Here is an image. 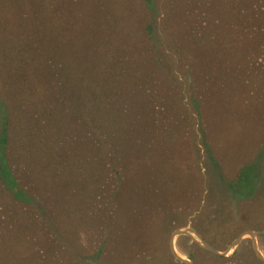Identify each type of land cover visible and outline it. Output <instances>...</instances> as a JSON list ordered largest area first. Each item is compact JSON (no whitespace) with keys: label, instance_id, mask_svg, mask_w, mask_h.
Masks as SVG:
<instances>
[{"label":"rangeland","instance_id":"rangeland-1","mask_svg":"<svg viewBox=\"0 0 264 264\" xmlns=\"http://www.w3.org/2000/svg\"><path fill=\"white\" fill-rule=\"evenodd\" d=\"M101 1L65 0L63 8L54 7L51 44L66 45L64 57L54 49L59 53L56 59L64 61L57 68L65 64L63 73L70 72L64 85L54 67L45 70L39 65L44 51L32 50L27 56L16 47L0 51L4 56L0 62L11 63L5 69H11L12 76L15 70L22 73L20 65L32 78L30 85L38 84L39 73L51 78L41 97L37 87L31 95H20L19 101L29 105L14 115L18 124L11 123L16 159L11 167L34 207L15 200L0 184V228L7 226L0 229V264H182L169 252L171 233L189 227L212 246L221 229L205 239L192 222L199 216V224L224 225L231 213L238 218L258 213L251 218L254 228L249 226L238 236L253 231L264 256V229H256L264 210V174L249 200H235L226 190L231 182L237 183L242 167L250 164L253 172L264 159V0H191L192 4L185 2L186 15L175 0H159L161 16L155 27L160 35L165 31L160 26L162 13L169 10L174 19L167 15L165 26L188 30L186 35L193 29L194 39L177 62L162 59V48L156 57L141 52L132 64V55L126 53L134 51L132 45L121 46L116 51L117 71L124 73L123 63L128 69L146 64L142 70L150 83L130 78L124 86L129 91L116 96L114 115H108L106 124L101 88L108 75L101 72L102 60L91 53L90 42L124 31L101 28L100 20L92 16L97 6L101 18L97 5ZM120 3L137 24L144 22L139 0H113L118 20L123 19ZM213 3L220 7L215 13L207 8ZM10 20L13 17L6 14L0 18L1 23ZM210 20L217 28L209 27ZM206 28L212 35L204 39ZM25 29H6L4 37L12 38L14 45L19 38L27 43L20 37ZM181 38L184 42L186 37ZM119 40L130 41L127 35ZM198 46L201 52L195 51ZM122 52L126 56H119ZM201 53L211 57L206 61L209 76H203L207 67ZM156 59L168 62L167 67H155ZM148 111L152 128L146 121ZM114 116L115 124L110 121ZM202 134L215 164L207 159ZM104 138L108 147L115 143V152L107 156ZM170 212L177 213L169 217ZM233 240L221 250L212 247L224 251ZM174 247L192 264H216L188 236L176 237ZM253 253L251 240L244 235L232 253L221 257L228 259L218 264H264Z\"/></svg>","mask_w":264,"mask_h":264},{"label":"trees","instance_id":"trees-1","mask_svg":"<svg viewBox=\"0 0 264 264\" xmlns=\"http://www.w3.org/2000/svg\"><path fill=\"white\" fill-rule=\"evenodd\" d=\"M113 1V0H112ZM112 1L108 0H102L101 3H98L97 5L100 7L102 13H101V18L99 16V9L97 6L94 7L92 11H94V15L92 13V16H97V18L100 20L101 23V28L105 29L106 27H110V29H115V28H121L124 32H111V33H106L103 35V38L100 40L96 39L94 41L90 42V46L92 49L91 53L97 54L102 62L100 63L101 65V72L104 74H107L108 76L103 77L106 81L102 88H101V93L103 94L104 98L101 99L97 98V102L100 104V99H101V107L104 106V109L101 108V114L102 118L104 119L102 122L106 124L109 123L108 120V115L112 113V109L115 107V101L116 96L120 95L123 93V90L129 91L128 87H124L125 84L129 82L130 78H140V81H144V85L149 84L146 76V72L142 70V66H135L136 69H128V65L123 63L122 67L124 73L118 72V64L115 62V59H117V50H120L122 48L121 46H129L132 45V48L134 51L132 52H126L130 57L132 55V64L136 63L139 61L138 57L141 55V52L145 53L146 55H153L157 56L156 54L157 50H161L162 48L164 50V55L162 56V59H170L174 62H177V59L180 52L182 50H188L186 49L187 46L192 43L194 39V30L192 29V32H189V34H184L185 32L188 33V30H176L175 28H170L168 26H165V17L168 15V20L169 19H174L173 14H169V10H167V13H162L164 16L161 18L160 26L161 30L163 31V35H160L159 31L155 27L156 19L157 17L161 16V12L159 13V8L160 7V1L159 0H139V6L143 10L144 14V22L142 24H137L134 16L132 14H128L125 12L124 8L122 7L121 3L119 6V13L123 16L122 20H118V14L114 13V9L112 6ZM187 1L188 4H192L191 0H175L173 3L176 2L177 6H180V11L184 12V5L185 2ZM65 0H0V18L6 14L9 17H13V20L7 21L5 23L0 22V51L3 50V48H8V49H16L19 50L20 54H23L25 56L29 55L30 53L26 52H31L32 50H37L40 49L44 51L46 57L43 58V62L41 61L39 65H44L43 68L46 70H50V67H54L59 75V80L63 82L66 81V75H70V72H67V74H64V68L65 64L61 66L60 69H58V63L59 61H64L62 59H56L55 54L58 55V52H55L54 49L58 48L60 52L63 53L64 48L66 45H57L54 46V44H51V34H52V14L54 12V7H59L63 8L62 5H65ZM217 3H213L212 5L208 6L207 8L209 11L212 13L217 12L220 10L219 6H216ZM179 8V7H178ZM194 8V6H193ZM219 9V10H218ZM166 10V9H165ZM164 10V11H165ZM99 12V13H98ZM98 14V15H97ZM68 15V12H67ZM183 15H186L184 13ZM31 25V28L27 30V23ZM207 22V21H206ZM176 25L180 27V25ZM111 25V26H108ZM201 26V25H200ZM22 27V29L26 28L25 30L28 31L29 35L32 33L34 34V38H30L28 33L24 30L23 34L20 37H24L27 41V43L21 42V39L19 38L18 41L16 42V45H14L13 39H7L4 36H7L4 32L6 29H16ZM209 27H214L217 28V24H214V21L212 22L210 20V26ZM208 31V32H207ZM73 32V31H72ZM206 35H204V39H207L212 35L210 33V30L206 28ZM96 34V33H95ZM98 35V34H97ZM127 35V38L130 40L129 42H124L122 40H119L121 36ZM260 35V34H256ZM19 37V35H18ZM48 37V39H46ZM181 37H186L184 42H182ZM29 39V40H28ZM31 39V40H30ZM76 42L74 41V44L78 43V38H75ZM67 44L69 40L67 39L65 41ZM181 42V45H180ZM37 44V45H36ZM73 44V43H72ZM95 46V47H94ZM156 46V47H153ZM202 48L198 46V48H195V51H200L201 52ZM10 55L11 50H8ZM0 52V55L3 57V53ZM90 53V54H91ZM126 53H123L119 56H126ZM206 54V53H205ZM200 55H203L202 53ZM64 57V53H63ZM208 57L207 56H202V59L205 61V67L206 66V61L208 62ZM199 58V57H198ZM152 59V58H151ZM211 59V57H210ZM149 60V59H148ZM161 60V58H159ZM159 60L153 61L155 67L157 66L158 68L165 69L168 65V62H162ZM13 62V61H12ZM36 62V61H35ZM49 62V63H48ZM61 62V65H62ZM45 63V64H43ZM52 63V64H51ZM10 64L11 63H6ZM6 64L4 65L0 62V184L5 188V192H9L13 195V198L21 203L28 204L30 207H34L33 200L25 194V192L22 191V189L18 186L17 179L14 176L13 173V168L11 167L12 161L15 162L16 159L13 156L12 149H11V139H12V129H14V126L12 127L11 123H16L18 124V119H14V115L17 117L18 114L21 113V109L23 107H27L29 104L27 102H22L20 100V95L28 92L29 95L32 94V90H34L35 87H37V92L39 89V94L40 97L46 93L48 90V83L51 80V78L48 80V77L42 76L40 73L38 74L40 77L38 78L39 81L36 82L38 84H31L30 82L32 78L30 77L29 74H26V69L25 67L18 66L19 70H22V73L18 72L15 70L14 75L12 76L10 74L11 69L6 68ZM49 64V65H48ZM133 66V65H132ZM190 66V65H189ZM126 70H129V72H126ZM187 69L186 71H188ZM194 71L192 69V66H190L189 71ZM190 74V72H188ZM205 73V74H204ZM209 68H204L203 71V76H209ZM65 78V81H64ZM48 80V82H47ZM160 80L159 78H156L154 81ZM152 82V86H156V82ZM159 82V81H158ZM177 82V81H175ZM173 82V83H175ZM166 83V82H164ZM62 85V86H63ZM143 85V84H141ZM159 85V83H158ZM163 85V84H160ZM172 85L170 86L173 88ZM124 87V88H123ZM165 87H169V83L165 85ZM32 89V90H31ZM39 101V100H38ZM114 101V102H113ZM147 108V107H146ZM124 113H121L123 115ZM114 115V113H112ZM115 116L112 117L111 123L115 124L114 120ZM153 120L152 117L150 116L149 118V111H148V116L146 121ZM149 126V122L147 125L149 127H154L152 125ZM112 125V124H111ZM146 125V126H147ZM161 127V126H160ZM113 137H116V134H112ZM203 135V134H202ZM109 139V137H108ZM107 140V139H106ZM103 140L102 145L106 144V151H105V156L108 154L110 155L112 151L115 152L113 143H110V147H108L107 141ZM203 144L205 147V154L207 156V159L209 162L215 164V161L212 159V155L209 151V146L205 142L204 135L202 137ZM115 144V143H114ZM99 148H101V146ZM108 145V146H107ZM102 149V148H101ZM117 149V148H116ZM149 149V148H148ZM264 150V148H263ZM264 152L262 153V155ZM104 155V153H103ZM14 159V160H13ZM264 159L261 157L258 160L257 167L255 166L253 172L252 168L250 167V164L242 167L239 172L237 173L234 182H231L228 184L226 187V190L228 191V194L234 198L235 200L238 201H246L254 197V191L259 183L258 180L261 179V176L264 174ZM113 164V163H112ZM260 164V166H259ZM117 166V165H116ZM113 165V167H116ZM254 180V181H253ZM257 182V183H256ZM252 185H251V184ZM256 183V185H255ZM253 186V187H252ZM228 188V189H227ZM27 195V197L25 196ZM252 211L259 212L257 208H252ZM261 212V211H260ZM259 212V213H260ZM177 213V212H174ZM173 212L166 213L170 217V215L174 214ZM183 217H184V211ZM253 214V213H252ZM258 215L256 213L255 215H249V214H242L240 218L237 217V215L230 214L229 218H226V222L224 225H218V226H211V225H204V224H199L200 223V218L199 216L194 219L193 226L197 228V230L201 233V235L207 239V234H212L211 231H214L216 228H220L222 232H217L214 234L216 238L214 239V242H210L212 246L218 249H222L229 241L237 238V236L245 231L248 230V227L251 226L250 228H254V223L252 222V219L255 220ZM262 216V221H260L259 225L261 227H256V229H264V210L260 213ZM252 216V217H251ZM178 218H181L179 216ZM252 218V219H251ZM205 227H204V226ZM3 228L7 229V226H3ZM1 230V231H2ZM219 231V230H218ZM166 246V250H167ZM101 252V251H100ZM99 252V253H100ZM209 255L216 264L218 262H223L227 259L221 258L218 256H214L211 253H206ZM254 254V253H253ZM258 263L260 262L259 260L255 259Z\"/></svg>","mask_w":264,"mask_h":264},{"label":"water","instance_id":"water-1","mask_svg":"<svg viewBox=\"0 0 264 264\" xmlns=\"http://www.w3.org/2000/svg\"><path fill=\"white\" fill-rule=\"evenodd\" d=\"M182 235L188 236L201 249L205 250L206 252L211 253L214 256H218V257H227L230 253H232L237 248V246L239 245V243L242 240V237L244 235H247L251 240V247H252V250H253L256 258L259 261L264 263V256L261 254V252L258 248L256 235L253 231H247V232L242 233L240 236H238L236 239H234L231 242V244L229 246H227V248L224 251H218L215 248H213L212 246H210L206 241H204L202 239V237L198 233L193 231L191 228L184 227V228H179V229L173 231L170 235V240H169V252H170V254L172 255V257L176 261H179L182 264H192V262H190L188 259H186L181 254H179L174 247V239L176 237L182 236Z\"/></svg>","mask_w":264,"mask_h":264}]
</instances>
